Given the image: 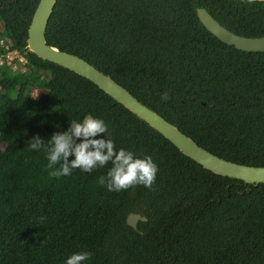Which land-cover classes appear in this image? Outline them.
Instances as JSON below:
<instances>
[{"label": "trees", "instance_id": "16d2710c", "mask_svg": "<svg viewBox=\"0 0 264 264\" xmlns=\"http://www.w3.org/2000/svg\"><path fill=\"white\" fill-rule=\"evenodd\" d=\"M37 3L0 0V39L30 68L0 66V264H264V183L204 169L92 82L27 50ZM198 7L264 36V1L56 0L45 38L211 153L264 166V51L221 42ZM129 212L146 219L132 228Z\"/></svg>", "mask_w": 264, "mask_h": 264}, {"label": "water", "instance_id": "95a60500", "mask_svg": "<svg viewBox=\"0 0 264 264\" xmlns=\"http://www.w3.org/2000/svg\"><path fill=\"white\" fill-rule=\"evenodd\" d=\"M55 2L56 0H38L27 29V50L42 60L64 67L92 82L114 101L121 104L137 118L160 133L183 155L201 165L204 169L221 176L242 180L249 184L257 185L258 183H264V166L237 163L211 153L198 145L160 114L142 104L108 74L97 69L83 58L59 50L48 44L45 38V31ZM196 15L206 30L221 42L242 51H264V36L248 37L236 34L221 25L207 9L203 7H198L196 9ZM145 219L146 218L139 213L129 212L126 216V224L132 228H136L138 220Z\"/></svg>", "mask_w": 264, "mask_h": 264}, {"label": "built area", "instance_id": "2783aa9c", "mask_svg": "<svg viewBox=\"0 0 264 264\" xmlns=\"http://www.w3.org/2000/svg\"><path fill=\"white\" fill-rule=\"evenodd\" d=\"M0 47L4 49L0 53V66L5 64L14 72H26L28 69V61L26 56L18 49L10 48V44L0 39ZM21 64V66L18 65Z\"/></svg>", "mask_w": 264, "mask_h": 264}, {"label": "rangeland", "instance_id": "374dc122", "mask_svg": "<svg viewBox=\"0 0 264 264\" xmlns=\"http://www.w3.org/2000/svg\"><path fill=\"white\" fill-rule=\"evenodd\" d=\"M19 66H21L20 63H18ZM27 69H30L29 67H27ZM45 89H42V88H38V87H33L30 89V96H34L36 93L38 92H44ZM92 126H91V123L89 121V118H86L84 120V129L86 132H89L91 130Z\"/></svg>", "mask_w": 264, "mask_h": 264}]
</instances>
